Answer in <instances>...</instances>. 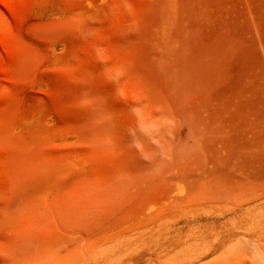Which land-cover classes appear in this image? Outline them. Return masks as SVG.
<instances>
[{
    "label": "rangeland",
    "instance_id": "1",
    "mask_svg": "<svg viewBox=\"0 0 264 264\" xmlns=\"http://www.w3.org/2000/svg\"><path fill=\"white\" fill-rule=\"evenodd\" d=\"M263 202L264 0H0V264H189L167 224Z\"/></svg>",
    "mask_w": 264,
    "mask_h": 264
},
{
    "label": "bare ground",
    "instance_id": "2",
    "mask_svg": "<svg viewBox=\"0 0 264 264\" xmlns=\"http://www.w3.org/2000/svg\"><path fill=\"white\" fill-rule=\"evenodd\" d=\"M159 115H161V114H159ZM168 117H169V115H168ZM168 117L163 116V118H161V119H164V121H165V118H166V121H168L170 118V117L169 118ZM157 118H159V117H157ZM161 119H156V121L153 120L152 122L157 123V120H158V123H159V122H161V121H159ZM147 122L149 123V121H147ZM152 122H151V124L150 123L149 124L152 126L155 125L154 127L156 129H158L156 131V134H158L159 131H161L159 134L162 138H164V135L167 132L165 133L162 130L161 126H160L161 129L157 127V125L159 126V125H161V123L160 124H152ZM141 125L142 124H140V126ZM146 125H147V123H146ZM149 129H150V127H149ZM200 129L197 127H195V128L193 127L191 129V132L194 136L193 137V143H186L187 142L186 141L185 144L173 143L172 145H169L170 149L173 150L172 152L176 156H178V155H181L182 153L191 151L192 149H195L198 146H201V142H199V140H197V138H199V136L201 134ZM162 131L165 133L163 136L161 134V133H163ZM154 132H155V130H154ZM150 134H152V133H150ZM146 135H148V134H146ZM154 136L156 137V135H154ZM160 136H158V137L161 138ZM144 137H143V139H144ZM163 144H161V146ZM169 146H167V147H169ZM166 149H169V148H166ZM170 149H169V151H171ZM156 150L161 151L160 148H156ZM163 152H165V151H163ZM167 156H168V153H167ZM167 156H163V157L168 158ZM156 164L159 165V162ZM161 165L162 164H160V166ZM261 203H262V200H261ZM250 205H247V204L244 206L242 205L238 209H234V210L230 211L229 213H232L231 216L226 221H223V222H219L216 219L210 220L209 218H206L202 215H198V216H193L190 219L187 218V219H183V220L182 219L176 220L174 222V224L170 223L171 225L167 224L166 225L167 230H169V231L176 230L177 232L179 230V232H180L184 228H189V231H191L190 237L188 236L189 239L186 236L187 240H185V241H187V243L186 242L185 243L187 245L185 246L184 245L185 243H184L183 244L184 248L182 249V251H184L183 256L186 257L185 259H187V262L189 264H209V263H211V264H264V207L261 211L259 210L257 213H253L255 206H254V208H251ZM256 207H257V205H256ZM177 225H180V226L178 227ZM176 231H174V232H176ZM174 232H172V234ZM169 233H167L168 236H169ZM172 244H174V243H172ZM169 245H171V244H169ZM173 247H175V246H173ZM127 248H128V246L126 247L125 244H122V245H119L118 247H116L112 250L104 252L102 255H94L89 262L86 261L87 263H84V261L82 263L83 264H113L114 262L121 260L122 257H124V255L127 254L126 253V251L128 250ZM175 252H176V250H175ZM207 258H210V260L206 261ZM180 260L183 263L182 259H180ZM55 264H57V262ZM76 264H78V263H76Z\"/></svg>",
    "mask_w": 264,
    "mask_h": 264
}]
</instances>
